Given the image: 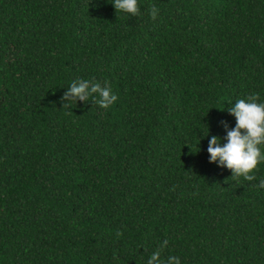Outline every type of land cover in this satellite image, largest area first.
<instances>
[{
    "label": "trees",
    "instance_id": "obj_1",
    "mask_svg": "<svg viewBox=\"0 0 264 264\" xmlns=\"http://www.w3.org/2000/svg\"><path fill=\"white\" fill-rule=\"evenodd\" d=\"M110 2L0 0V264H147L165 239L264 264V163L245 181L207 153L230 104L264 102V0ZM78 78L117 101L64 108Z\"/></svg>",
    "mask_w": 264,
    "mask_h": 264
},
{
    "label": "clouds",
    "instance_id": "obj_2",
    "mask_svg": "<svg viewBox=\"0 0 264 264\" xmlns=\"http://www.w3.org/2000/svg\"><path fill=\"white\" fill-rule=\"evenodd\" d=\"M110 4L115 12L128 16L141 14L139 0H111ZM159 11V8L152 5L149 9L150 18L155 20ZM69 97L72 99L70 100ZM62 99L68 101L63 106L66 109L72 107L77 99L91 100L103 109H110L118 97L107 81L101 85L98 81L78 78L71 82ZM227 111L234 117L235 126L227 131L223 143L217 136H212L208 140L209 162H215L218 166L229 169L231 177L254 181L257 179L258 165L264 163V102L260 101L259 94H252L246 98L237 99L230 104ZM207 135L208 127L207 134L204 136ZM257 186L264 188V179H260ZM167 245L168 240H163L160 248L151 253L147 264H180V258L177 256L170 255L167 259L162 258L161 250Z\"/></svg>",
    "mask_w": 264,
    "mask_h": 264
}]
</instances>
